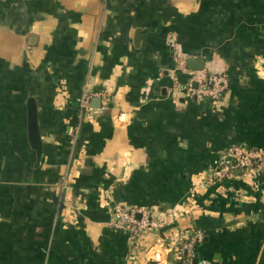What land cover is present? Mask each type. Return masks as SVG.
Returning <instances> with one entry per match:
<instances>
[{
  "label": "crops",
  "instance_id": "crops-1",
  "mask_svg": "<svg viewBox=\"0 0 264 264\" xmlns=\"http://www.w3.org/2000/svg\"><path fill=\"white\" fill-rule=\"evenodd\" d=\"M232 144L264 148V0H0V264H171L195 230L198 262L264 264V172L204 181ZM116 205L165 224L131 239Z\"/></svg>",
  "mask_w": 264,
  "mask_h": 264
},
{
  "label": "built area",
  "instance_id": "built-area-1",
  "mask_svg": "<svg viewBox=\"0 0 264 264\" xmlns=\"http://www.w3.org/2000/svg\"><path fill=\"white\" fill-rule=\"evenodd\" d=\"M180 65L184 67L183 62ZM187 86L189 95L196 99L217 100L228 89L229 83L224 74L206 75L203 72L191 71ZM90 99V94H83L79 98L81 111L90 113L93 110ZM251 172H264V148L232 144L215 161L213 167L206 173L204 181L207 184H218ZM113 215L111 225L117 229L126 230L131 239L147 230L161 228L166 221L159 215L154 216L149 209L134 206L116 205L113 208ZM202 238L203 233L200 230H195L189 237H185L180 245L173 248L174 260L181 259L183 264H208L207 261H195V245L201 242ZM171 264H175L174 261Z\"/></svg>",
  "mask_w": 264,
  "mask_h": 264
},
{
  "label": "water",
  "instance_id": "water-1",
  "mask_svg": "<svg viewBox=\"0 0 264 264\" xmlns=\"http://www.w3.org/2000/svg\"><path fill=\"white\" fill-rule=\"evenodd\" d=\"M188 62H190V60H188ZM202 67V64H198L194 66L193 69H202ZM91 105L93 107H99L100 97L92 98ZM27 136L30 146L35 151L36 164H38L41 159L43 142L38 127L37 105L33 97H30L27 101Z\"/></svg>",
  "mask_w": 264,
  "mask_h": 264
},
{
  "label": "trees",
  "instance_id": "trees-1",
  "mask_svg": "<svg viewBox=\"0 0 264 264\" xmlns=\"http://www.w3.org/2000/svg\"><path fill=\"white\" fill-rule=\"evenodd\" d=\"M238 173H241L240 171H237ZM198 247V244L195 245V252H196V248ZM174 263L175 264H183V261L180 259V260H174Z\"/></svg>",
  "mask_w": 264,
  "mask_h": 264
}]
</instances>
